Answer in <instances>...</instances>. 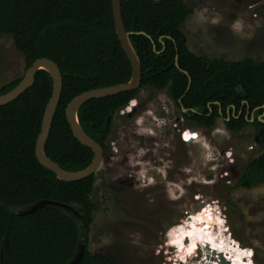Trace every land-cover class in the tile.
Returning a JSON list of instances; mask_svg holds the SVG:
<instances>
[{"label": "trees", "instance_id": "obj_1", "mask_svg": "<svg viewBox=\"0 0 264 264\" xmlns=\"http://www.w3.org/2000/svg\"><path fill=\"white\" fill-rule=\"evenodd\" d=\"M121 12L126 29L134 32L130 38L141 60V83L133 90L85 101L77 111L83 129L105 148L112 116L140 88L164 89L180 109L186 108L182 113L199 124L212 127L223 117L230 131L252 125L263 151L247 162L238 183L249 188L264 182V61L197 55L181 27L191 12L184 0H121ZM0 33L11 37L25 67L42 56L57 63L63 85L45 151L67 170L86 167L94 152L74 136L66 105L82 91L126 82L132 74L115 31L111 0H0ZM20 79L3 84L0 93ZM51 92V75L39 69L32 86L0 106V247L6 239L11 264H64L82 238L85 247L77 264H125L88 247L97 208L92 198L96 174L65 181L35 156ZM42 198L73 205L84 227L49 206L26 214L12 208Z\"/></svg>", "mask_w": 264, "mask_h": 264}, {"label": "rangeland", "instance_id": "obj_2", "mask_svg": "<svg viewBox=\"0 0 264 264\" xmlns=\"http://www.w3.org/2000/svg\"><path fill=\"white\" fill-rule=\"evenodd\" d=\"M184 2L191 12L181 27L197 55L264 61V0ZM25 69L11 37L0 33V87L22 77ZM131 100L137 110L132 117L122 109L112 116L95 172L92 198L97 208L89 250L125 264H181L174 260L168 233L200 212L206 220L214 217L209 221L213 231H222L227 242L264 264V182L249 188L238 183L247 162L263 151L256 129L246 125L230 131L223 117L212 127L191 129L193 124L164 89L143 87ZM178 128L185 140L178 137ZM201 239L192 238L194 245L201 244L197 253L202 250L214 261L213 240ZM196 247L185 264H201Z\"/></svg>", "mask_w": 264, "mask_h": 264}, {"label": "water", "instance_id": "obj_3", "mask_svg": "<svg viewBox=\"0 0 264 264\" xmlns=\"http://www.w3.org/2000/svg\"><path fill=\"white\" fill-rule=\"evenodd\" d=\"M111 3L115 31L126 55L131 62L132 74L130 79L126 82L90 88L82 91L73 96L66 105L65 115L74 136L83 145L89 146L94 152L91 162L86 167L79 170H67L52 160L45 151V141L50 132L51 122L60 99L63 85V77L60 68L54 60L45 56L36 58L28 67H26L24 75L14 87L6 92L0 93V106H2L13 101L26 89L32 86L37 70L46 69L49 72L52 78V92L45 105L40 132L36 137L35 156L43 166L54 171L58 178L65 181L79 180L94 174L104 156V148L101 144L91 137L79 123L77 116L79 107L91 98H100L133 90L138 88L141 83V60L130 38V34L134 32L128 31L124 25L121 12V0H111ZM43 206H49L65 213L77 224L80 229L84 227L82 214L73 205L66 202L42 198L26 205L12 206V208L19 214H26ZM84 247V240L79 238L73 255L64 264H77L83 255ZM211 252L214 254V250ZM218 255L223 263L228 264V260L223 252H219ZM0 257L2 264H11L7 255L6 239H4L0 247Z\"/></svg>", "mask_w": 264, "mask_h": 264}, {"label": "bare ground", "instance_id": "obj_4", "mask_svg": "<svg viewBox=\"0 0 264 264\" xmlns=\"http://www.w3.org/2000/svg\"><path fill=\"white\" fill-rule=\"evenodd\" d=\"M135 102V100L132 101L131 104H133ZM190 132V131H189ZM214 213H212L213 215ZM212 217V216H211ZM211 217H208L207 220L204 219V215L202 213H198L196 215V217H189L187 218L186 222H182L181 225H178L176 229H173L172 231H169L168 233V237L170 236L171 238H173V240L179 241V245L178 242L177 245L181 248L180 254H178L177 256H180L181 254H185L182 255V259L176 258V261L182 264H185L187 262V260L190 262L191 260V254L188 257V253H192V249L197 246L194 245V240L195 237L199 236L200 238H202L201 240L203 241H210L213 240L212 243V247L214 250V254H212L213 258H214V262L213 264H217L218 262H221V259L219 258L218 253L219 252H223L226 259L228 260V263L230 264H257L256 261L254 262L249 255L243 254V250L241 249L240 246L238 245H232L229 241L227 242L225 235L222 231L215 229L213 231L212 229V225H210L209 221L213 220ZM216 220V219H215ZM213 225H215V222H212ZM187 225H190V227L188 228ZM193 226V229L191 232H187L188 230H190ZM187 230V231H186ZM182 233V234H180ZM177 236V237H176ZM175 237V238H174ZM219 238V243L217 241H215V239ZM227 243V244H226ZM209 243L206 244V247H208ZM215 248H218L220 250H217ZM191 249V251H189ZM231 253V254H230ZM186 257V259H185ZM188 257V258H187Z\"/></svg>", "mask_w": 264, "mask_h": 264}, {"label": "flooded vegetation", "instance_id": "obj_5", "mask_svg": "<svg viewBox=\"0 0 264 264\" xmlns=\"http://www.w3.org/2000/svg\"><path fill=\"white\" fill-rule=\"evenodd\" d=\"M153 89V88H152ZM133 101V100H132ZM132 101H130V103H128L126 106H124V108L122 107L121 109H122V112H125V111H127L128 113H127V115L129 116V117H132L133 115H134V113L136 112V110H137V105L135 104L136 102H134L133 104H131L132 103ZM175 103V102H174ZM176 104V103H175ZM177 105V104H176ZM178 106V105H177ZM185 109V110H184ZM179 110H180V112H181V114H182V116H184V117H186V119H188L189 120V122H191L192 124H193V126H191V129H193V127H195V128H197V127H199V128H209V127H207V126H205V125H202V124H199V123H197V122H195V121H193L190 117H191V115L189 114V115H187V116H185L182 112L183 111H186V108H182L181 107V109L179 108ZM238 113L240 114L241 113V110L239 109L238 110ZM239 114H237L236 116H238ZM221 118V117H220ZM179 119H180V116H178L177 118H175V122H174V127L175 126H177V121L179 122ZM227 119H228V117H227ZM181 128H178V137L180 138V139H182V140H185L184 139V137L185 138H187L185 135H182V132L183 131H181L180 130ZM189 128L187 127L186 129H183V130H188ZM111 131H112V129H111ZM233 132H236V131H233ZM256 141H257V136H256Z\"/></svg>", "mask_w": 264, "mask_h": 264}, {"label": "clouds", "instance_id": "obj_6", "mask_svg": "<svg viewBox=\"0 0 264 264\" xmlns=\"http://www.w3.org/2000/svg\"><path fill=\"white\" fill-rule=\"evenodd\" d=\"M130 101H132V100H130ZM189 217H191V215H188V218ZM187 227L189 228L190 227V225H187ZM169 240H170V242L168 243L169 244V247H170V249H173L174 251V260L176 261V258L178 257L177 256V252H180V250H181V248L177 245V243L173 240V238H171L170 236H169ZM200 246H201V244H200ZM199 245H197V247H196V249H195V251H194V254H195V256H196V258L199 256V253H197V251H198V249H200L201 247H200ZM173 247V248H172ZM202 249V248H201ZM212 251V250H211ZM187 255H189L190 256V253H188ZM252 255V254H251ZM250 255V256H251ZM201 260V264H212V262H214V261H211V259L210 260H207V258H206V255L202 252V250H201V252H200V256H199V258H197V261H200ZM222 262V261H221ZM217 264H219V263H217ZM222 264H225V263H223L222 262ZM229 264V263H228ZM231 264V263H230Z\"/></svg>", "mask_w": 264, "mask_h": 264}]
</instances>
